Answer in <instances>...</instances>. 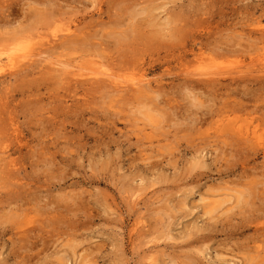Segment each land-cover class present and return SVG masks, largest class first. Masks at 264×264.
<instances>
[{
  "label": "rangeland",
  "instance_id": "obj_1",
  "mask_svg": "<svg viewBox=\"0 0 264 264\" xmlns=\"http://www.w3.org/2000/svg\"><path fill=\"white\" fill-rule=\"evenodd\" d=\"M20 41L0 264H264V0H0L2 63ZM131 78L153 93L112 84Z\"/></svg>",
  "mask_w": 264,
  "mask_h": 264
},
{
  "label": "bare ground",
  "instance_id": "obj_2",
  "mask_svg": "<svg viewBox=\"0 0 264 264\" xmlns=\"http://www.w3.org/2000/svg\"><path fill=\"white\" fill-rule=\"evenodd\" d=\"M73 31V30H72ZM71 28L70 27H66L65 29H64V32L67 34V36L66 37H68L70 34H71ZM76 31V30H75ZM65 37V38H66ZM70 37H71V35H70ZM73 37V36H72ZM60 39V38H59ZM67 39V38H66ZM68 40V39H67ZM71 40V39H70ZM47 42V41H46ZM63 42V41H62ZM45 43V42H44ZM46 45V44H45ZM33 47H34V45L32 46L28 41L27 42H23V41H20V42H15V43H12V45H10L9 47H8V50L5 52L6 53V60H5V62L4 63H2V61L0 60V74H2V73H4V72H6V71H9V72H12L13 70H15L17 67H19V65L20 64H22L24 61H29L30 60V58H32V55H31V51H32V49H33ZM42 47V46H41ZM52 47H54V45L52 46ZM55 47H56V45H55ZM48 48H51V46H49ZM47 48V49H48ZM34 49H36V48H34ZM38 49V48H37ZM37 49H36V51H37ZM258 49V48H257ZM254 50V49H253ZM256 50V49H255ZM41 51H43V50H41ZM41 51H38L39 52V56H40V58H41ZM262 51H264V49L262 48ZM4 52V51H3ZM2 52V53H3ZM44 52H46V51H44ZM44 52H42L43 54H45ZM256 52H257V54H255L256 56H254L252 59H250V62L251 63H249L250 65V67H252L253 69L255 68L256 69V72L258 73V71L260 72V73H264V53H262V54H260L259 56H258V51L256 50ZM252 53V52H251ZM253 53H254V51H253ZM36 54V53H35ZM38 54H36V56H37ZM253 55V54H252ZM35 55H34V57H36ZM39 56H37V58L39 57ZM44 57V56H43ZM35 59V58H34ZM50 59V58H49ZM48 60V59H47ZM44 61V60H43ZM56 61V60H55ZM54 61V62H55ZM58 61V60H57ZM60 61V60H59ZM58 61V62H59ZM66 61V60H65ZM31 62V61H30ZM29 62V63H30ZM32 62H35V60L33 61L32 60ZM36 62H38L37 60H36ZM50 62V61H49ZM96 62V61H95ZM94 62V64H98V63H95ZM258 62H259V67H258ZM53 64L52 66H54L55 64L53 63V61H51L50 62V64ZM27 64V63H26ZM31 64V63H30ZM38 64V63H37ZM49 63H47V65H50ZM61 64V63H60ZM40 65V64H39ZM62 65H64V64H62ZM71 65H73V64H71ZM78 65V64H77ZM76 65V66H77ZM81 65V64H80ZM99 65V64H98ZM22 66V65H21ZM20 66V67H21ZM24 66V65H23ZM56 67L58 66V65H55ZM67 66V65H66ZM79 66V65H78ZM83 66V65H82ZM94 66V65H93ZM100 67H102V65H99ZM59 67V66H58ZM57 67V68H58ZM62 67V66H61ZM65 67V66H64ZM63 67V69H65ZM98 67V66H97ZM71 68V67H70ZM69 68V69H70ZM87 68H88V65H87ZM19 69V68H18ZM31 69V68H30ZM44 69V68H43ZM49 69V68H48ZM47 69V70H48ZM53 69V68H52ZM67 69V68H66ZM72 69V68H71ZM74 69V68H73ZM79 69V68H78ZM214 69H216V68H214ZM59 70V69H58ZM75 71H76V69H74ZM16 71V70H15ZM75 71H72V72H75ZM80 71V70H79ZM14 72V71H13ZM71 72V71H70ZM78 71H76V73H77ZM81 72V71H80ZM79 72V73H80ZM86 72H88V71H86L85 70V72L84 73H86ZM237 73H240V72H242L241 70H237L236 71ZM66 73H67V71H66ZM81 73H83V72H81ZM236 73V74H237ZM64 74V73H63ZM236 74L234 75V74H230L228 71L227 72H217V73H212V74H210L211 76H213V75H216V76H221V78L222 77H231L232 78V76H235L236 77ZM252 74V73H251ZM250 74V75H251ZM255 74V73H254ZM60 75V74H59ZM62 75V74H61ZM70 75V74H69ZM80 76H85V77H91V78H93V79H96V80H92V81H97V80H99V79H97V78H102V77H104V79H106V78H110V77H114L113 75H111V74H109L106 70H103L102 68H93V70H91L89 73H86V74H80ZM216 76H214V77H216ZM246 76H248L247 75V73H246ZM245 76V77H246ZM257 76V75H256ZM255 75H254V77H256ZM106 77V78H105ZM234 77V78H235ZM238 77V76H237ZM242 77V76H241ZM259 77V76H258ZM258 77H256V78H258ZM91 78H89V81L91 80ZM252 78V77H251ZM104 79H100V80H104ZM118 79V78H117ZM99 80V81H100ZM107 80V79H106ZM233 80V79H232ZM252 80H253V78H252ZM211 81V80H210ZM212 81H214V80H212ZM211 81V82H212ZM101 82V81H100ZM109 82V81H108ZM107 82V83H108ZM116 82V81H115ZM115 82H113L112 81V84L114 85V86H118V85H122V87H120V89H122V88H124V86L125 85H127V83H129L128 85H130L129 87H131V89L129 88V90L128 91H126V92H130L133 96H147L148 95V93L149 92H152L151 91V87H150V85L146 82V80L145 79H139V80H135V79H130V80H121V81H117L116 83ZM201 82V81H200ZM208 82V81H207ZM216 82V81H215ZM217 82H218V79H217ZM246 82V81H245ZM244 82V83H245ZM94 83V82H93ZM102 83V82H101ZM209 83V82H208ZM105 84V83H104ZM118 84V85H117ZM196 84V83H195ZM201 84V83H200ZM203 84V83H202ZM246 84V83H245ZM96 85V84H95ZM102 85V84H101ZM110 85V84H109ZM185 85V84H184ZM105 86H107V85H105ZM110 87V86H109ZM118 87V88H119ZM126 87V86H125ZM128 87V86H127ZM111 88H112V86H111ZM109 89V88H108ZM110 91V90H109ZM114 91L116 92V93H122L123 91L122 90H115L114 89ZM156 92V91H155ZM108 93V92H107ZM110 93V92H109ZM112 93V92H111ZM124 93H125V91H124ZM153 93V92H152ZM115 94V93H114ZM113 95V94H112ZM155 96V95H154ZM129 98V97H128ZM137 98H139V97H137ZM124 99H125V97H124ZM247 127L248 126H246L245 128H246V130L245 131H242V132H240L241 130H239L238 132H239V136L240 137H243L245 140H248V141H255V142H257L258 140H261V138H259L258 137V133L256 132V128H255V126H254V130H252V131H249L250 130V127H249V130L247 129ZM239 129H241V128H239ZM238 130V129H237ZM242 130H244V129H242ZM238 132H236V133H238ZM261 134H262V132H261ZM263 137V136H262Z\"/></svg>",
  "mask_w": 264,
  "mask_h": 264
}]
</instances>
